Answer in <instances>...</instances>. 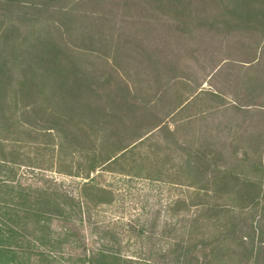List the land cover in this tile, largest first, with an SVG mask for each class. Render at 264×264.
<instances>
[{
    "label": "rangeland",
    "instance_id": "obj_1",
    "mask_svg": "<svg viewBox=\"0 0 264 264\" xmlns=\"http://www.w3.org/2000/svg\"><path fill=\"white\" fill-rule=\"evenodd\" d=\"M24 1L27 5L17 7L13 1L0 0V53L12 38L9 31L3 33L1 21L7 17L17 23L23 13L29 19L67 24L57 13L67 4ZM229 1L204 5L181 0L177 8H158L153 2L154 8L140 5L134 19L124 17V11L109 3L92 6V1H85L76 7L79 14L93 8L104 18L98 26L78 24L71 39L84 43L81 31L96 33L104 57L115 53L124 74L119 78L105 62L94 65L98 71L89 69L92 85L101 96L94 101L100 113L89 115L82 123L84 129L103 140H116L125 134L117 133L121 125L116 113L126 107L137 113L129 116L131 127H157L135 151L137 158L145 159L141 175L115 169L92 175L113 195L96 198L90 192L87 196L113 200L111 204L88 205L83 200L81 188L89 180L74 176L80 167L76 161L70 164L74 144L60 155L56 141L41 138L48 145L41 147L48 150L41 151L40 158L47 159L42 168H9L0 161V264H89L94 256L99 264H128L116 261L115 253L139 264L209 263V245L215 242L209 239L199 244L196 238L206 231L211 216H216L213 207L264 196V191L242 185L247 178L264 181V174L252 169L264 154V143L252 144L258 140L249 135L264 133V111L255 109L264 105V19L249 21V27L242 26V21L235 23L238 15ZM48 3L50 7H44ZM262 6L264 0H250L240 8L248 11ZM7 54L6 50L3 58L0 55L4 71H9L12 61ZM224 59L228 63L208 78ZM237 64L250 65L244 66L245 72L261 81L244 84L246 75ZM179 78L185 84L171 83ZM169 85L171 89H166ZM129 88L134 91L126 102L129 106H118ZM140 89L154 91V95L162 92L161 101L150 104L153 92L146 96ZM181 100L183 105L173 113ZM235 101L253 108L237 109ZM65 129L75 133L72 126ZM2 153L0 144V160ZM189 161L198 167L191 175L185 170ZM244 162L251 163L250 167H242ZM257 215L260 210L255 208L238 221V235L248 236L249 242L240 264H264V221L255 225ZM184 241L190 247L182 248Z\"/></svg>",
    "mask_w": 264,
    "mask_h": 264
},
{
    "label": "trees",
    "instance_id": "obj_2",
    "mask_svg": "<svg viewBox=\"0 0 264 264\" xmlns=\"http://www.w3.org/2000/svg\"><path fill=\"white\" fill-rule=\"evenodd\" d=\"M1 1L4 2L6 0ZM10 1L18 5L17 7L27 5V1L24 0ZM85 1H90L89 3L92 1V6H100L105 3L113 4L119 10L125 12L123 13L124 17L134 19L139 15L135 12H137L138 7H142L140 5L152 6L154 2L157 7L159 6L158 8H177L180 6L181 0H51V3L67 4L62 6L63 9L60 8L61 6L52 7L61 9L57 13L67 19L66 25L62 21L59 23L57 21L38 20L37 18L29 19L23 13L18 15V18L22 19L18 20L20 23L9 21L11 19L9 17L1 21L3 33L6 34L9 31L12 38L6 43L7 45L0 55L3 54V58L7 50V56H11L12 61H10L9 71L0 69V77H3L0 80V144L3 146L2 154H4L0 161L9 166V168H18L20 166L42 168L47 159L40 158V154H44L48 150H43L41 147L44 145L45 149L48 145L39 141L41 138L56 141V145L60 148V155L65 149L74 144L70 152V164L72 166L75 161L80 164L79 169H77L78 175L74 176L89 180L83 184L81 195L88 205L95 203L98 206L111 204L113 200L91 199V197L87 196L88 193L95 194L94 197L96 198L99 197V194L112 196L113 193L99 186L95 181L96 177L92 178V175L95 173L99 174V171L104 172L107 169H115L118 172L136 177L141 175V171L144 170L142 163L145 159L137 158L135 151L153 135L150 132L157 126L142 127L138 125L137 127H131L129 116L137 113H130L131 109L129 107H126L121 113H116L121 125L117 133L123 132L125 134L120 135L114 141L103 140L98 135H92L82 126V123L87 121L89 115L94 117L97 116V111L100 113V109L94 105V101L101 96L98 89L92 85V76L89 69L98 71V68L94 67V65L105 62L119 78L123 79L124 77L122 67L116 62L115 53L111 58L108 56L107 58L104 57L98 47L101 39L96 33L86 29L81 31L80 37L86 38L84 43L71 39L75 36L76 31L79 30L77 28L78 24L88 25V27L90 25L98 26L104 18L100 16L99 11L93 8H91L90 12L86 8L87 12L77 13L76 7L83 5L82 3ZM197 1L204 5H214V3L220 2V0ZM249 1H229L235 14L238 15L235 18V23H241L240 21H242L244 22L241 23L242 26L249 27L252 25L249 21L259 22L260 18L264 19V6L260 7V9L252 7L253 9L248 11L242 10V8L244 9V4ZM241 6L242 8H240ZM44 7H50V3ZM139 18L147 19L145 15H140ZM43 22L48 25L45 26ZM5 23H8V25H4ZM38 23L43 24L41 27L35 28ZM119 44H116L117 51ZM222 63L228 62L224 59L213 69L212 74L207 77L212 79L221 70ZM237 65L240 67V73L246 75L244 84L259 80L258 76L248 75L245 72L246 68L244 66L250 67V65ZM7 74H9L8 77H5ZM171 83L185 84V80H182V78L174 79ZM132 89H127V97L121 100L118 106H129L126 102L132 98V93H134ZM166 89H171V85ZM138 92H144L146 96L152 95L153 92L150 104L161 101L162 92H158L155 95L154 91L150 92L140 89ZM218 94L221 97L224 96L219 92L215 95ZM235 102L236 104L233 106L237 109L248 110L253 108L251 106L249 108V105H240L237 101ZM183 103L184 100H181L174 108L173 113ZM255 109L263 112L264 105H257ZM139 110L145 112L142 108ZM67 126L68 128L72 126L75 133H69L65 129ZM92 128L95 129L96 127L92 126ZM249 135L250 138L255 137L258 140L252 144L259 147L264 143V133H249ZM74 146H76V149H74ZM32 153L36 154V156H32ZM254 153L262 154L260 151H255ZM210 154L213 155L214 152ZM25 163L32 165H25ZM262 163H264V154L259 164L252 169L261 171L264 174V164L262 165ZM127 164L130 165L129 168ZM250 164L244 162L242 167L248 168ZM196 169L198 167L193 161H189L185 167L186 172L190 175ZM80 171L83 173H80ZM244 181L246 184L242 185L250 186L249 189L257 191L259 189V192L260 190L264 191V181H253L251 178H247ZM250 182L251 184H248ZM239 192H241V189H239ZM213 208L216 216H211L210 225L206 226V231H201V235L196 238V242L200 244L209 239L210 242H215L214 246L209 245L210 260L208 264H240L245 256V245H248L249 242L248 236L238 235L239 233L236 231L239 225L238 221L244 219L246 217H243L244 215L258 208L260 215H257L258 221L255 225L263 222L264 196L257 197V201H250L247 198L233 199V201H228L227 204L215 205ZM195 228L196 226H194ZM255 230L259 231V228L255 227ZM211 231L215 232V234L207 237L206 234ZM201 236L203 238L202 241L200 240ZM181 247L186 249L190 247V244L184 241ZM102 254L104 252H101ZM113 255H115L114 259L119 262L128 264H139L140 262L123 256L121 253ZM96 260L94 256L89 261V264H99Z\"/></svg>",
    "mask_w": 264,
    "mask_h": 264
}]
</instances>
